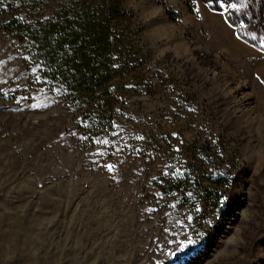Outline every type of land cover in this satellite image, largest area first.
I'll return each mask as SVG.
<instances>
[{"label":"rangeland","instance_id":"obj_1","mask_svg":"<svg viewBox=\"0 0 264 264\" xmlns=\"http://www.w3.org/2000/svg\"><path fill=\"white\" fill-rule=\"evenodd\" d=\"M239 2L122 0L161 83L124 76L108 144L0 11V264H264V48L226 20Z\"/></svg>","mask_w":264,"mask_h":264},{"label":"trees","instance_id":"obj_2","mask_svg":"<svg viewBox=\"0 0 264 264\" xmlns=\"http://www.w3.org/2000/svg\"><path fill=\"white\" fill-rule=\"evenodd\" d=\"M39 1L0 0L5 15L1 26L27 47L47 78L62 86L74 108L77 129L94 143L119 121L125 106L124 76L135 90L156 87L160 76L148 73L141 28L122 0H65L49 11ZM218 1L213 0L212 6ZM237 6L225 10L226 20L244 41L263 49L262 3L242 0ZM11 7L15 11L9 12ZM170 18L175 19L173 12ZM221 170L217 175L214 167L210 171L209 182L215 187L207 196L212 202L218 199L216 189L228 184V171Z\"/></svg>","mask_w":264,"mask_h":264},{"label":"snow or ice","instance_id":"obj_3","mask_svg":"<svg viewBox=\"0 0 264 264\" xmlns=\"http://www.w3.org/2000/svg\"><path fill=\"white\" fill-rule=\"evenodd\" d=\"M207 2L208 3H212L213 2V0H207ZM220 2H222V0H220ZM244 5L243 4H241L240 5V7H243ZM237 9L238 8V6H237V4H235V3H233V4H230V5H227V7H226V10L227 9ZM98 143H103V144H108L109 142L107 141V140H103V141H97ZM108 167H109V169L111 170V168H112V166L111 165H108Z\"/></svg>","mask_w":264,"mask_h":264}]
</instances>
